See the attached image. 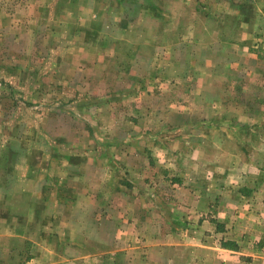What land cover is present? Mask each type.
Segmentation results:
<instances>
[{"label": "rangeland", "instance_id": "374dc122", "mask_svg": "<svg viewBox=\"0 0 264 264\" xmlns=\"http://www.w3.org/2000/svg\"><path fill=\"white\" fill-rule=\"evenodd\" d=\"M263 46L264 0H0V264H264Z\"/></svg>", "mask_w": 264, "mask_h": 264}, {"label": "crops", "instance_id": "0c3cea01", "mask_svg": "<svg viewBox=\"0 0 264 264\" xmlns=\"http://www.w3.org/2000/svg\"><path fill=\"white\" fill-rule=\"evenodd\" d=\"M239 1V0H238ZM245 2H246V0H245ZM263 48H264V46H263ZM218 200V199H217ZM219 215V214H218ZM219 222V221H218ZM220 222H224V221H220ZM219 224V223H218Z\"/></svg>", "mask_w": 264, "mask_h": 264}]
</instances>
